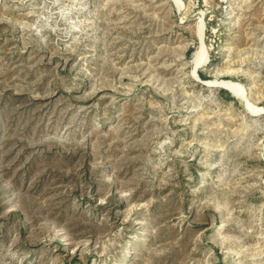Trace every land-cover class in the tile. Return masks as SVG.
<instances>
[{"label":"rangeland","instance_id":"374dc122","mask_svg":"<svg viewBox=\"0 0 264 264\" xmlns=\"http://www.w3.org/2000/svg\"><path fill=\"white\" fill-rule=\"evenodd\" d=\"M0 264H264V0H0Z\"/></svg>","mask_w":264,"mask_h":264},{"label":"bare ground","instance_id":"6f19581e","mask_svg":"<svg viewBox=\"0 0 264 264\" xmlns=\"http://www.w3.org/2000/svg\"><path fill=\"white\" fill-rule=\"evenodd\" d=\"M199 37H200V45L198 49L196 50L194 58H193L194 73H196L198 68L203 66L208 59V48L204 40V25L203 24L200 27ZM214 82L226 87L227 89H229L230 91H232L234 94H236L239 97L244 95L243 85L238 82H234L232 80H219V81H214Z\"/></svg>","mask_w":264,"mask_h":264},{"label":"trees","instance_id":"16d2710c","mask_svg":"<svg viewBox=\"0 0 264 264\" xmlns=\"http://www.w3.org/2000/svg\"><path fill=\"white\" fill-rule=\"evenodd\" d=\"M200 76L203 77V78L206 77V75H205L203 72H200ZM228 96H229V97H232V96H230V95H228Z\"/></svg>","mask_w":264,"mask_h":264}]
</instances>
